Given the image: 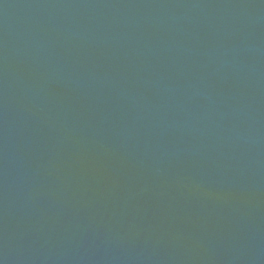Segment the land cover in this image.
<instances>
[{
    "label": "water",
    "instance_id": "obj_1",
    "mask_svg": "<svg viewBox=\"0 0 264 264\" xmlns=\"http://www.w3.org/2000/svg\"><path fill=\"white\" fill-rule=\"evenodd\" d=\"M0 264H264V0H0Z\"/></svg>",
    "mask_w": 264,
    "mask_h": 264
}]
</instances>
